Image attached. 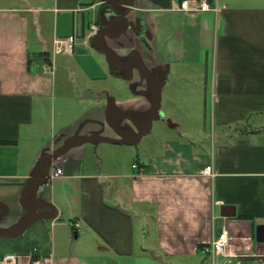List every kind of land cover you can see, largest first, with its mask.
Segmentation results:
<instances>
[{"label": "crops", "instance_id": "crops-1", "mask_svg": "<svg viewBox=\"0 0 264 264\" xmlns=\"http://www.w3.org/2000/svg\"><path fill=\"white\" fill-rule=\"evenodd\" d=\"M179 2L0 1V140L14 142L0 145V237L18 264H193L199 255L208 264L203 248L223 225L231 241L220 263L264 264L255 239L264 225V0H208L218 12ZM69 36L73 50L56 53ZM58 77L76 83L74 125L51 118ZM177 81L190 82L193 126H168L186 140L132 164L136 172L103 173L105 149L150 132L161 118L156 93L168 112L166 88ZM104 180L116 183L111 193ZM221 206L234 217H220ZM152 208L147 244L136 222Z\"/></svg>", "mask_w": 264, "mask_h": 264}, {"label": "rangeland", "instance_id": "rangeland-1", "mask_svg": "<svg viewBox=\"0 0 264 264\" xmlns=\"http://www.w3.org/2000/svg\"><path fill=\"white\" fill-rule=\"evenodd\" d=\"M32 40L34 39L32 38ZM31 45L34 44L32 43ZM30 51L34 52L35 50ZM60 80L61 79L58 77L56 80L57 82H55L54 113L56 114V118L54 115L51 116V118L55 119L57 127L67 126L69 124L74 125L78 109L75 102L71 99L79 95L77 93V86L75 82H60ZM142 84H137L136 90L143 88L147 89L148 85L143 86ZM190 88V82H168L166 89L168 90L169 101L166 106L169 110L168 112L166 111V113L164 112L162 106H160L162 102L160 103V99H158L159 95L156 93V111L161 118H159V121L152 124L150 132L147 130L148 132L143 136H140V133L137 134L138 136H136L134 140L137 144L119 147L113 145L114 147H111V149H105L103 152L106 155V158L103 156L104 166L100 168L103 173L115 171H117V173L136 172V170L131 168L132 164H148L150 156L164 153L165 147L167 146L166 143H170L171 141L175 142L178 138L186 140V137L178 135L180 127L178 129L170 128L168 120L172 124L179 123L178 125L183 124L187 125L190 129L192 128V110L191 104L188 103L190 100L188 99ZM163 98L164 97L162 95L161 100H163ZM159 107L161 108L159 109ZM197 111H202V107H197ZM51 118L46 121L48 122L47 128L51 126ZM117 160L119 161L120 166L119 168L114 169L115 164H117ZM98 169L96 167V171H98ZM103 182H105L107 192L111 193L112 187L115 186L116 183L112 180H104ZM119 182L123 183L124 181ZM136 210L138 211V209ZM150 213L151 218L142 217V221L138 220V222H136L137 230L140 228L137 233V238L139 241L143 240L144 243L146 241L147 244L148 242L154 243L156 237L154 208L150 210ZM2 227H5L3 221L0 222V231ZM30 233L31 231H29V234ZM11 243L12 242L8 241L7 238L3 239L0 237V256L12 252ZM201 258H203V256L199 255L196 262L193 264H200Z\"/></svg>", "mask_w": 264, "mask_h": 264}, {"label": "built area", "instance_id": "built-area-1", "mask_svg": "<svg viewBox=\"0 0 264 264\" xmlns=\"http://www.w3.org/2000/svg\"><path fill=\"white\" fill-rule=\"evenodd\" d=\"M215 2V0H212ZM131 7V6H130ZM178 9L183 11H209L213 10L218 12L217 5L214 4L210 7L208 0H180ZM99 29L96 26H91V34L96 35ZM75 43V36H69L64 40L56 43V53L71 52ZM42 71L44 74H50L53 72L52 67L49 64H43ZM136 168V165L133 166ZM205 175L213 176L212 167L206 166L203 170ZM62 174V170L57 168L55 176ZM231 237L229 233V227L223 225L219 234H217L204 248L203 252L207 255L208 264H229L228 262H219V257L225 255V251L230 245ZM20 257L15 253L5 254L0 260V264H18Z\"/></svg>", "mask_w": 264, "mask_h": 264}, {"label": "water", "instance_id": "water-1", "mask_svg": "<svg viewBox=\"0 0 264 264\" xmlns=\"http://www.w3.org/2000/svg\"><path fill=\"white\" fill-rule=\"evenodd\" d=\"M136 31L139 32V26H136ZM169 125H174L168 120ZM232 209L231 207L228 206H221L220 208V217L223 218H230L234 217V212L229 213L228 210ZM233 210V209H232ZM20 232H18L19 234ZM255 239L258 243L264 242V225L260 224L256 226V231H255Z\"/></svg>", "mask_w": 264, "mask_h": 264}, {"label": "trees", "instance_id": "trees-1", "mask_svg": "<svg viewBox=\"0 0 264 264\" xmlns=\"http://www.w3.org/2000/svg\"><path fill=\"white\" fill-rule=\"evenodd\" d=\"M13 141L10 140H0V145H10L13 144Z\"/></svg>", "mask_w": 264, "mask_h": 264}]
</instances>
